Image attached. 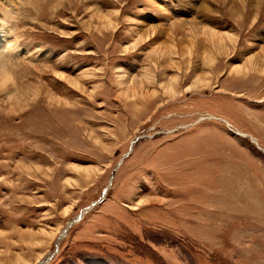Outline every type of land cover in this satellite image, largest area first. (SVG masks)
Here are the masks:
<instances>
[{"label": "rangeland", "instance_id": "rangeland-1", "mask_svg": "<svg viewBox=\"0 0 264 264\" xmlns=\"http://www.w3.org/2000/svg\"><path fill=\"white\" fill-rule=\"evenodd\" d=\"M5 30L0 264H264V0H0Z\"/></svg>", "mask_w": 264, "mask_h": 264}, {"label": "bare ground", "instance_id": "bare-ground-1", "mask_svg": "<svg viewBox=\"0 0 264 264\" xmlns=\"http://www.w3.org/2000/svg\"><path fill=\"white\" fill-rule=\"evenodd\" d=\"M10 41H11L10 40V33H9L8 30H5L4 33H1L0 34V54H6V53H8V54H15V52L13 51V48L8 45ZM22 52H24V51H22ZM6 56H7V54H6ZM258 56H255V55L254 56H249L250 58L247 59V61L249 60V62H254L255 60L258 59ZM260 56H261V54H260ZM258 61H260V60H258ZM1 64L2 63L0 61V83H2V82L4 83L7 80V78H9V77H8V72L4 69L3 65H1ZM38 264H42V262L41 263H38Z\"/></svg>", "mask_w": 264, "mask_h": 264}, {"label": "water", "instance_id": "water-1", "mask_svg": "<svg viewBox=\"0 0 264 264\" xmlns=\"http://www.w3.org/2000/svg\"><path fill=\"white\" fill-rule=\"evenodd\" d=\"M95 203H93V205H94Z\"/></svg>", "mask_w": 264, "mask_h": 264}]
</instances>
